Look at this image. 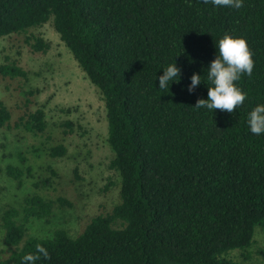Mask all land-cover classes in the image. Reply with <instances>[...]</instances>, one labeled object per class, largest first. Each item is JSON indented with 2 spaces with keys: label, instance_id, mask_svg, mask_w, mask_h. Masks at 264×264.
I'll return each instance as SVG.
<instances>
[{
  "label": "trees",
  "instance_id": "1",
  "mask_svg": "<svg viewBox=\"0 0 264 264\" xmlns=\"http://www.w3.org/2000/svg\"><path fill=\"white\" fill-rule=\"evenodd\" d=\"M47 22L102 99L116 200L74 236L63 228L31 236L30 223H48L55 204H70L27 194L21 208L0 216L8 246L0 264H21L37 244L49 258L36 264H256L248 249L255 228L264 233V134L250 133L245 121L264 103V0H243L239 9L210 0H0V38ZM224 34L243 37L252 52V75L234 82L247 95L231 113L194 109L207 98L205 68ZM24 42L35 52L49 47L34 34ZM174 62L181 80L162 91L155 76ZM193 72L202 83L189 93ZM0 76L26 74L9 62ZM28 106L27 99L15 128L50 140L43 110ZM10 119L0 102V128ZM47 153L62 157L66 149ZM5 174L18 187L32 177L30 167L7 166ZM234 251L240 259L229 256Z\"/></svg>",
  "mask_w": 264,
  "mask_h": 264
},
{
  "label": "rangeland",
  "instance_id": "2",
  "mask_svg": "<svg viewBox=\"0 0 264 264\" xmlns=\"http://www.w3.org/2000/svg\"><path fill=\"white\" fill-rule=\"evenodd\" d=\"M34 34L48 44L44 52L33 51L25 42ZM15 62L26 76L15 79L0 76V102L11 112L9 127L0 128V216L6 207L21 208L22 199L31 193L56 200L63 198L70 206L55 204L48 223L33 221L27 234L45 236L56 228L76 235L85 220L108 210L116 200L118 175L109 169L112 152L106 142L105 109L97 89L80 70L69 50L60 41L50 22L26 34L0 38V65ZM31 94V95H30ZM42 109L46 134L32 136L15 128L23 110ZM65 122L71 126L64 125ZM61 144L66 149L62 157L47 153L50 146ZM19 156L24 161L20 162ZM7 166L30 167L32 177L18 187L5 174ZM48 184L38 189V184ZM109 180L113 186L104 192ZM254 244L248 249L256 264H264V233L255 228ZM0 226V258L7 254ZM240 259L239 252L229 254Z\"/></svg>",
  "mask_w": 264,
  "mask_h": 264
},
{
  "label": "clouds",
  "instance_id": "3",
  "mask_svg": "<svg viewBox=\"0 0 264 264\" xmlns=\"http://www.w3.org/2000/svg\"><path fill=\"white\" fill-rule=\"evenodd\" d=\"M214 7H229L239 9L243 0H210ZM209 3V0H204ZM216 55L212 59L204 74L208 83L207 98H198L194 109H204L213 112L215 109L231 113L235 108L243 104L246 93L234 82L238 81L241 74L251 76L254 66L252 52L243 37L224 34L215 42ZM162 74L155 76L158 80V88L162 91L169 90L172 83L181 80V69L176 62L169 63L162 68ZM190 83L186 85L187 92L202 83L201 74L193 72L189 77ZM248 131L254 135L264 134V103H257L246 114ZM35 252H29L22 256L21 264H36L41 258L47 260L49 253L40 244L35 246Z\"/></svg>",
  "mask_w": 264,
  "mask_h": 264
}]
</instances>
